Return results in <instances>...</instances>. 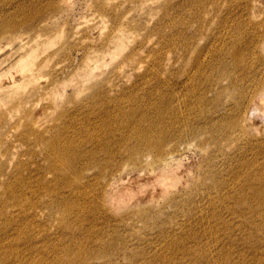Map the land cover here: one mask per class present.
<instances>
[{
    "label": "rangeland",
    "instance_id": "1",
    "mask_svg": "<svg viewBox=\"0 0 264 264\" xmlns=\"http://www.w3.org/2000/svg\"><path fill=\"white\" fill-rule=\"evenodd\" d=\"M0 32V264H264V0H0Z\"/></svg>",
    "mask_w": 264,
    "mask_h": 264
},
{
    "label": "bare ground",
    "instance_id": "2",
    "mask_svg": "<svg viewBox=\"0 0 264 264\" xmlns=\"http://www.w3.org/2000/svg\"><path fill=\"white\" fill-rule=\"evenodd\" d=\"M2 34H3V32H0V38H3L2 40H4V38H8L7 36H4ZM25 85H26V83H25ZM18 101H20V99H18ZM123 138H127V136L124 135ZM91 140L94 141V136H91ZM70 142L73 144V146L71 144H67L65 146L58 147L57 144H55L53 140L51 142H48V144L52 147V150H53V153H54V156H55V160H56V164L55 165L59 166V169H61L62 165L65 164L68 161V156H69V153H70L69 151L72 150V149L79 148L78 143H76L74 141H71V140H70ZM96 142H97V139H96ZM98 142H101V140L99 139ZM153 148H156V147L153 146ZM79 152L82 153L81 149L79 150ZM92 152H90V153H92ZM88 154L89 153H85V154H83V156L84 155H88ZM61 170L63 171V173L68 172L66 170V168L65 169H61ZM66 179H67V176L65 177V180ZM75 180H77V178H75ZM58 195H60V194H58ZM73 202H74L73 199L65 201V210H64V213H63V215H64L63 218H65V219L68 218V214L70 212V207L73 204Z\"/></svg>",
    "mask_w": 264,
    "mask_h": 264
}]
</instances>
